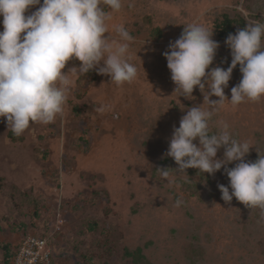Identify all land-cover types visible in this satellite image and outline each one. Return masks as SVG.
Returning a JSON list of instances; mask_svg holds the SVG:
<instances>
[{
	"label": "rangeland",
	"instance_id": "obj_1",
	"mask_svg": "<svg viewBox=\"0 0 264 264\" xmlns=\"http://www.w3.org/2000/svg\"><path fill=\"white\" fill-rule=\"evenodd\" d=\"M122 5L109 28L123 25L134 38L129 55L138 74L132 82L117 86L107 75L88 72L76 80L62 117L30 122L20 136L0 118V264H8L5 245L13 249L31 233L52 239V264H132L125 248L137 247L138 264H264V212L235 197L230 203L222 199L218 184L229 185L223 167L214 175L195 168L177 172L174 159L165 155L173 126L179 127L189 107L203 103V94L198 87L192 99L173 92L163 56L184 25L200 23L219 42L209 70L226 69L232 57L221 27L224 15L235 34L240 22L247 25L241 6L264 23V0ZM79 63L70 60L62 71ZM241 78L237 65L224 90L229 99ZM221 121L235 139L255 145L246 161L264 155V97L235 107L225 100L210 130L217 131ZM161 167L169 168L174 183L160 176Z\"/></svg>",
	"mask_w": 264,
	"mask_h": 264
},
{
	"label": "clouds",
	"instance_id": "obj_2",
	"mask_svg": "<svg viewBox=\"0 0 264 264\" xmlns=\"http://www.w3.org/2000/svg\"><path fill=\"white\" fill-rule=\"evenodd\" d=\"M122 6V0H0V118L14 135L20 136L30 122L49 124L62 117L76 80L89 71L109 76L117 86L137 77L129 55L134 38L123 25L109 28L112 13ZM239 11L247 25L226 37L232 57L226 69L209 70L219 42L212 38L213 29L200 23L184 25L179 38L163 52L176 86L173 92L192 99L198 87L202 104L207 103V108L189 107L179 127L173 126L165 155L174 159L177 172L195 168L214 175L223 167L229 185L218 184L222 199L230 203L235 197L264 212V155L257 151L258 159L246 161L255 145L235 139L226 122H219L215 132L209 126L225 100L235 107L264 97V23L250 18L242 6ZM70 60L80 63L62 71ZM237 65L242 78L231 88L229 99L224 90ZM221 148L223 157L217 158ZM233 162L234 167H228ZM157 170L169 183L175 182L169 168ZM180 203L176 201L177 206Z\"/></svg>",
	"mask_w": 264,
	"mask_h": 264
},
{
	"label": "built area",
	"instance_id": "obj_3",
	"mask_svg": "<svg viewBox=\"0 0 264 264\" xmlns=\"http://www.w3.org/2000/svg\"><path fill=\"white\" fill-rule=\"evenodd\" d=\"M53 252L48 235L31 233L18 242L11 264H51Z\"/></svg>",
	"mask_w": 264,
	"mask_h": 264
},
{
	"label": "trees",
	"instance_id": "obj_4",
	"mask_svg": "<svg viewBox=\"0 0 264 264\" xmlns=\"http://www.w3.org/2000/svg\"><path fill=\"white\" fill-rule=\"evenodd\" d=\"M231 24H232V19L228 16V14H225L224 15V20L221 23L222 29L226 31L224 33V36H227L230 32L233 31V28H232ZM240 25H241L240 29H243L244 27H246L243 21L240 22ZM92 71H89V72H92ZM94 227L95 226L92 225L91 229H93ZM42 235H46V234H42ZM49 240L53 244L52 239L49 238ZM17 244H15L13 249L11 247L9 248L7 244L5 245L4 255H5L6 263L11 264L12 258H13L14 254H15V249L17 247ZM125 255L128 256V257H132V264H138L139 258L142 257V248L141 247H137L134 250H131L130 248H125Z\"/></svg>",
	"mask_w": 264,
	"mask_h": 264
}]
</instances>
